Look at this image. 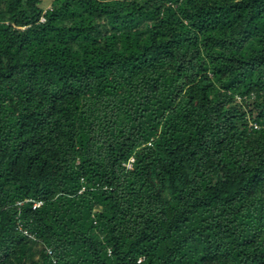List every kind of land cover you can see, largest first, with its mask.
I'll return each instance as SVG.
<instances>
[{
    "label": "trees",
    "instance_id": "obj_1",
    "mask_svg": "<svg viewBox=\"0 0 264 264\" xmlns=\"http://www.w3.org/2000/svg\"><path fill=\"white\" fill-rule=\"evenodd\" d=\"M0 264H264V0H0Z\"/></svg>",
    "mask_w": 264,
    "mask_h": 264
},
{
    "label": "rangeland",
    "instance_id": "obj_2",
    "mask_svg": "<svg viewBox=\"0 0 264 264\" xmlns=\"http://www.w3.org/2000/svg\"><path fill=\"white\" fill-rule=\"evenodd\" d=\"M50 1L51 0H43V4H46V8L49 7Z\"/></svg>",
    "mask_w": 264,
    "mask_h": 264
},
{
    "label": "built area",
    "instance_id": "obj_3",
    "mask_svg": "<svg viewBox=\"0 0 264 264\" xmlns=\"http://www.w3.org/2000/svg\"><path fill=\"white\" fill-rule=\"evenodd\" d=\"M37 206H39L38 203H33L32 209H34V208L37 207ZM24 233H26V232H24Z\"/></svg>",
    "mask_w": 264,
    "mask_h": 264
}]
</instances>
